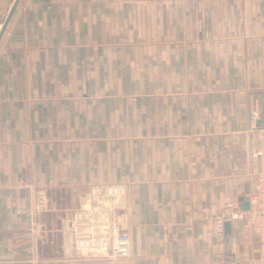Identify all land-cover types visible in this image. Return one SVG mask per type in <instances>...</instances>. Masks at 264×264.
Returning a JSON list of instances; mask_svg holds the SVG:
<instances>
[{"label":"crops","instance_id":"0c3cea01","mask_svg":"<svg viewBox=\"0 0 264 264\" xmlns=\"http://www.w3.org/2000/svg\"><path fill=\"white\" fill-rule=\"evenodd\" d=\"M263 169L264 0L18 1L0 36V264H257L255 236L231 246L206 221ZM117 181L129 254L73 255L65 216Z\"/></svg>","mask_w":264,"mask_h":264},{"label":"built area","instance_id":"2783aa9c","mask_svg":"<svg viewBox=\"0 0 264 264\" xmlns=\"http://www.w3.org/2000/svg\"><path fill=\"white\" fill-rule=\"evenodd\" d=\"M126 195L127 186L119 181L93 183L88 187L85 201L63 220L73 255L113 259L129 254L130 237L124 226ZM244 196L249 201L247 209L239 206L238 199L227 200L219 214L207 218V227L223 243L224 222L230 220L231 228L236 230L229 235L231 246L238 243L237 231L255 236L257 264H264V169L255 173L253 189ZM46 206V194L37 192L33 210L37 212ZM32 228L35 236H39L36 222Z\"/></svg>","mask_w":264,"mask_h":264},{"label":"water","instance_id":"95a60500","mask_svg":"<svg viewBox=\"0 0 264 264\" xmlns=\"http://www.w3.org/2000/svg\"><path fill=\"white\" fill-rule=\"evenodd\" d=\"M18 1H19V0H13V1H12V4H11V6H10V8H9V10H8V12H7V14H6L4 20H3V22H2V25H1V27H0V36H1V34H2V32H3V29L5 28V26H6L7 22H8V20H9V18H10V16H11V14H12V12H13V10H14L16 4L18 3ZM237 199H238V201H239V206H240L242 209H247V208L249 207V201H248L247 198H245L244 195H240V196H238ZM230 232H231V221H230V220H226V221L224 222V233H225V236L227 235V236L229 237ZM67 238H68V241H69V240H70V236H69V234H67ZM68 248L71 249V246H70L69 244H68Z\"/></svg>","mask_w":264,"mask_h":264},{"label":"rangeland","instance_id":"374dc122","mask_svg":"<svg viewBox=\"0 0 264 264\" xmlns=\"http://www.w3.org/2000/svg\"><path fill=\"white\" fill-rule=\"evenodd\" d=\"M257 152H259V151H257ZM256 152V153H257ZM88 190V189H87ZM87 192V191H86ZM86 192L83 194V196H82V200H83V202L85 201V195H86ZM34 211V210H33ZM35 212V211H34ZM67 215V214H66ZM60 221H61V218H60ZM31 230H32V233H34V231H33V228H31Z\"/></svg>","mask_w":264,"mask_h":264}]
</instances>
